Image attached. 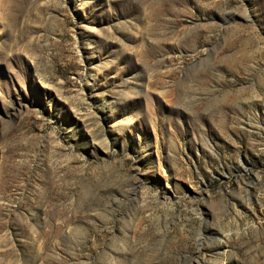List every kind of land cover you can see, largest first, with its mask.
<instances>
[{"label":"rangeland","instance_id":"rangeland-1","mask_svg":"<svg viewBox=\"0 0 264 264\" xmlns=\"http://www.w3.org/2000/svg\"><path fill=\"white\" fill-rule=\"evenodd\" d=\"M0 264H264V0H0Z\"/></svg>","mask_w":264,"mask_h":264}]
</instances>
